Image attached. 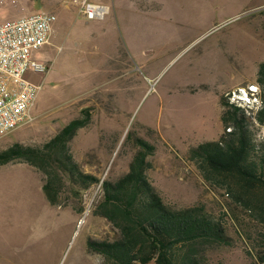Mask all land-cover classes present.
<instances>
[{"label":"rangeland","instance_id":"1","mask_svg":"<svg viewBox=\"0 0 264 264\" xmlns=\"http://www.w3.org/2000/svg\"><path fill=\"white\" fill-rule=\"evenodd\" d=\"M0 22L53 13L50 44L35 54L46 74L33 124L0 137L39 148L67 124L90 116L70 142L83 172L101 181L81 188L64 176L59 203L43 193L45 175L14 160L0 166V264H105L88 241L120 231L97 214L102 182L129 170L142 138L155 146L147 176L173 208L204 205L229 242L199 247L208 264H264V190L206 174L189 158L225 133L220 100L257 84L264 62V0H0ZM110 6L88 20L81 3ZM242 82V83H241ZM251 159L264 162V124L247 118ZM140 264V263H137ZM149 264H156L151 261Z\"/></svg>","mask_w":264,"mask_h":264},{"label":"trees","instance_id":"2","mask_svg":"<svg viewBox=\"0 0 264 264\" xmlns=\"http://www.w3.org/2000/svg\"><path fill=\"white\" fill-rule=\"evenodd\" d=\"M257 84L263 101L257 120L264 124V62L258 67ZM220 105L225 133L218 141L192 147L189 158L205 174L234 177L247 192L264 190V162L251 159L247 118L227 96L221 98ZM89 122L90 116L71 121L39 148L15 143L0 152V166L20 160L42 172L46 177L44 196L57 205L64 176L83 189L101 181L83 172L70 151V142ZM135 142L138 149L128 172L114 182H102L103 198L97 209V214L120 231V237L111 242L90 239L89 251L100 254L105 264H149L153 260L156 264H208L197 256L198 248L228 244L222 221L204 205L177 209L166 204L147 176L152 167L149 157L156 148L142 138Z\"/></svg>","mask_w":264,"mask_h":264},{"label":"built area","instance_id":"3","mask_svg":"<svg viewBox=\"0 0 264 264\" xmlns=\"http://www.w3.org/2000/svg\"><path fill=\"white\" fill-rule=\"evenodd\" d=\"M81 12L88 20L104 19L109 7L84 1ZM56 19L53 13L37 11L0 22V137L36 120L34 109L42 85L31 77L46 74L49 67L35 54L50 44ZM227 97L254 121L263 107L258 84L237 87Z\"/></svg>","mask_w":264,"mask_h":264},{"label":"crops","instance_id":"4","mask_svg":"<svg viewBox=\"0 0 264 264\" xmlns=\"http://www.w3.org/2000/svg\"><path fill=\"white\" fill-rule=\"evenodd\" d=\"M109 7V12H110V6H108ZM242 83V82H241ZM241 84L240 83H238V84H233L232 86H230V88L231 89H235V88H237V87H239Z\"/></svg>","mask_w":264,"mask_h":264}]
</instances>
